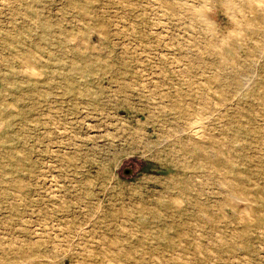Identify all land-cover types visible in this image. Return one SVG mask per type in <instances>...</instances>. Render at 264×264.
Instances as JSON below:
<instances>
[{
    "label": "rangeland",
    "instance_id": "rangeland-1",
    "mask_svg": "<svg viewBox=\"0 0 264 264\" xmlns=\"http://www.w3.org/2000/svg\"><path fill=\"white\" fill-rule=\"evenodd\" d=\"M233 1L0 0V264H264V0Z\"/></svg>",
    "mask_w": 264,
    "mask_h": 264
},
{
    "label": "bare ground",
    "instance_id": "bare-ground-1",
    "mask_svg": "<svg viewBox=\"0 0 264 264\" xmlns=\"http://www.w3.org/2000/svg\"><path fill=\"white\" fill-rule=\"evenodd\" d=\"M256 1V0H255ZM258 2H259V0H258ZM225 5H226V7L229 9V10H231L232 11V13L233 12H235V11H237L238 9H239V6H238V4L237 3H235L233 0H224V2H223ZM241 7V6H240ZM193 8V11H191V13L193 14V17L196 19H201L202 20V18H203V15H204V9L202 8V7H192ZM243 8V7H242ZM241 9V8H240ZM239 9V10H240ZM191 10V9H190ZM242 10V9H241ZM239 13V12H238ZM244 15H245V13H244ZM238 17V16H237ZM239 18V17H238ZM241 18V17H240ZM234 19V18H233ZM200 20V21H201ZM203 21V20H202ZM240 20H237V22H239ZM240 23V22H239ZM247 23H248V21H247ZM252 24V23H251ZM212 27V26H211ZM239 27V26H238ZM248 27V26H247ZM241 28H237V30H238V32H236L237 34L240 32L239 30H240ZM214 30V29H213ZM236 30V31H237ZM233 31V30H232ZM231 31V32H232ZM230 32V33H231ZM235 33V34H236ZM229 35V34H228ZM238 35H240V34H238ZM234 36V35H233ZM223 40H224V38H223ZM237 40V39H236ZM225 42H226V40H224ZM216 46V45H215ZM219 46V45H218ZM220 48H221V46H220ZM219 48V49H220ZM193 119V118H192ZM199 120V119H198ZM197 122V121H196ZM201 122V121H200ZM194 124V123H193ZM198 124H199V122H198ZM198 127L199 126H195V131L197 132L198 131ZM202 130V129H201ZM204 131V130H203ZM192 133V132H191ZM198 133V132H197ZM195 134V133H194ZM201 135V134H200ZM223 138H224V136H223ZM32 257V254L30 253V252H28L27 253V258H31Z\"/></svg>",
    "mask_w": 264,
    "mask_h": 264
}]
</instances>
